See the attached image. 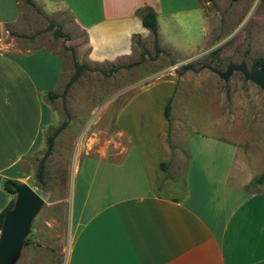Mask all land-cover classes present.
Returning a JSON list of instances; mask_svg holds the SVG:
<instances>
[{
    "label": "rangeland",
    "instance_id": "1",
    "mask_svg": "<svg viewBox=\"0 0 264 264\" xmlns=\"http://www.w3.org/2000/svg\"><path fill=\"white\" fill-rule=\"evenodd\" d=\"M199 1L207 18L204 31L190 15L188 28L167 20L159 25L161 51L155 52L151 34L132 36L128 55L95 61L82 31L63 12L46 14L34 1L17 0V19L7 26L13 34L0 26V48L20 49L24 65L49 80L57 77L51 59L55 54L60 68L50 88L59 95L48 98L46 90L36 94L49 117L40 125L38 144L22 159L23 181L44 204L14 264H30L29 253L38 240L60 244L63 257L72 192L78 200L93 195L99 178L119 177L139 190L146 178L154 191L177 194L188 152L204 144L202 136L225 139L255 175L264 170V87L240 70L223 78L211 69L225 71L228 64L244 61L252 70L256 57L264 59V0ZM74 60L83 67L62 94ZM60 124L40 182L34 172L45 136ZM161 161L167 163L166 172Z\"/></svg>",
    "mask_w": 264,
    "mask_h": 264
},
{
    "label": "crops",
    "instance_id": "2",
    "mask_svg": "<svg viewBox=\"0 0 264 264\" xmlns=\"http://www.w3.org/2000/svg\"><path fill=\"white\" fill-rule=\"evenodd\" d=\"M32 1L46 14L63 12L82 31L95 61L128 55L132 36L150 35L134 12L143 5L155 12L160 47V22L188 28L190 15L204 31L207 19L199 0ZM17 3L0 0V26L7 34H13L7 26L17 19ZM21 57L20 49L0 48V209L10 199L2 180H24L22 159L38 144L40 125L49 117L36 94L54 87L60 68L55 54L57 77L49 80ZM201 141L188 152L177 194L154 191L146 178L139 190L119 177L96 180L94 196L78 200L72 192L63 257L60 244L38 240L30 264H264V180L250 185L254 171L225 139Z\"/></svg>",
    "mask_w": 264,
    "mask_h": 264
},
{
    "label": "water",
    "instance_id": "3",
    "mask_svg": "<svg viewBox=\"0 0 264 264\" xmlns=\"http://www.w3.org/2000/svg\"><path fill=\"white\" fill-rule=\"evenodd\" d=\"M208 68H211L207 65ZM219 76L226 78L233 70L264 87V66L248 70L244 61L230 63L225 71L211 68ZM13 189L11 205L7 207L0 222V264H14L20 255L23 240L27 236L33 217L44 204V198L26 181H10Z\"/></svg>",
    "mask_w": 264,
    "mask_h": 264
},
{
    "label": "trees",
    "instance_id": "4",
    "mask_svg": "<svg viewBox=\"0 0 264 264\" xmlns=\"http://www.w3.org/2000/svg\"><path fill=\"white\" fill-rule=\"evenodd\" d=\"M25 1L29 4H33L32 0H25ZM134 12L136 15H138L142 26H144L145 28L149 30L151 37H152V43H153L155 52L161 51V48L158 46L156 18H155L154 10L148 5H143L141 7L136 8ZM138 44L139 46H141L140 42H138ZM259 65L264 66V59L262 57L255 58V60L253 61L251 65L252 70L258 67ZM82 67H83V64L77 63L74 60V71L71 74V76L68 78L66 83L64 84L62 94L67 89V87L70 85V83L77 77ZM46 95L48 98H53L59 94L55 91L48 90L46 91ZM163 115L166 120H169V98L166 100V102L163 105ZM61 127H62V124L56 126L50 133H48L45 136V150L42 156L37 161L35 172H34L36 179L40 182L42 181V176L44 172V160L46 156L51 153L54 137L56 136L58 131L61 129ZM159 165L161 169H163L166 172L167 163L165 161H161ZM166 176L168 175L166 174ZM263 180H264V170H262L258 175L254 176L252 180L250 181V184L259 183V182H262ZM10 181H17V180L12 179V178H4L1 182V185L5 191H7L9 194H12L14 191L9 184ZM11 202H12V198H10L7 204L3 208L0 209V222H1L2 214L4 210L11 205ZM28 239H29L28 236L24 238L22 246L28 243Z\"/></svg>",
    "mask_w": 264,
    "mask_h": 264
}]
</instances>
